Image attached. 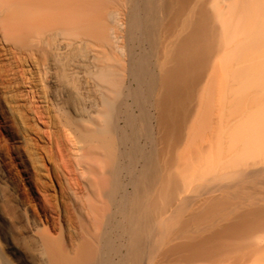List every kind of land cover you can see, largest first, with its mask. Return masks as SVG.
Returning a JSON list of instances; mask_svg holds the SVG:
<instances>
[{
	"label": "bare ground",
	"instance_id": "1",
	"mask_svg": "<svg viewBox=\"0 0 264 264\" xmlns=\"http://www.w3.org/2000/svg\"><path fill=\"white\" fill-rule=\"evenodd\" d=\"M0 44L38 206L0 264H264V0H0Z\"/></svg>",
	"mask_w": 264,
	"mask_h": 264
},
{
	"label": "rangeland",
	"instance_id": "2",
	"mask_svg": "<svg viewBox=\"0 0 264 264\" xmlns=\"http://www.w3.org/2000/svg\"><path fill=\"white\" fill-rule=\"evenodd\" d=\"M6 56L8 57V53L0 44V87L3 91L7 90L9 84L11 85L18 83L19 79L17 75L21 74V72L19 73L18 71L19 67L16 65L17 63H15V65L13 66V68L15 69H13L12 66L11 68L9 67ZM11 60H13L14 62L17 61L15 58H11ZM13 61L12 65L14 64ZM18 89L19 91L17 93L7 97V101L11 102L12 106H10V108H6V117L9 123V129L12 132H16L20 137V142H15V149L17 151H21L22 153H28L30 155V161H34L41 165L49 167V163L47 162L43 154L45 143H43V141L33 133V130L30 127L31 117L23 114L24 107L17 103V98H19L20 95L25 94V92H22L25 90L21 87H19ZM33 95L34 94L31 92L28 93L29 99L31 97V104L34 107H37V99ZM3 98L6 99L5 96H3ZM18 113L21 116V120L17 118ZM38 125L41 128L44 127L39 122ZM16 140L11 138V133H7L0 126V204L3 203L2 199H5L6 201H13L15 205L21 203L27 206L30 211L35 214L38 213V206L35 198L33 197L29 186L24 180V173L22 172V167L19 165V161L13 160L11 152L8 149V144L11 143V141ZM11 215L13 217L12 222L14 224L15 231L18 232L19 236H21L20 229L24 226V222L21 218L19 210H17V207H15L11 211ZM40 227H44V225L40 223Z\"/></svg>",
	"mask_w": 264,
	"mask_h": 264
}]
</instances>
